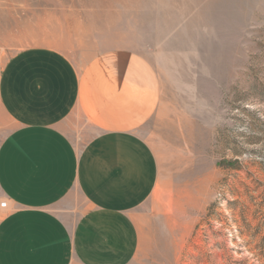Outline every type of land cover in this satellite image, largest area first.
<instances>
[{"label":"rangeland","instance_id":"374dc122","mask_svg":"<svg viewBox=\"0 0 264 264\" xmlns=\"http://www.w3.org/2000/svg\"><path fill=\"white\" fill-rule=\"evenodd\" d=\"M30 46L79 65L126 48L157 79L130 264H264V0H0V73ZM11 127L0 105V140Z\"/></svg>","mask_w":264,"mask_h":264},{"label":"crops","instance_id":"0c3cea01","mask_svg":"<svg viewBox=\"0 0 264 264\" xmlns=\"http://www.w3.org/2000/svg\"><path fill=\"white\" fill-rule=\"evenodd\" d=\"M121 49V50H120ZM78 64L30 46L0 73L12 123L0 140V264H130L140 247L135 210L159 178L135 128L158 100L145 57L126 48ZM78 118L91 129L78 140Z\"/></svg>","mask_w":264,"mask_h":264},{"label":"built area","instance_id":"2783aa9c","mask_svg":"<svg viewBox=\"0 0 264 264\" xmlns=\"http://www.w3.org/2000/svg\"><path fill=\"white\" fill-rule=\"evenodd\" d=\"M7 206H8L7 201H2V202L0 203V209H1V210H5V209L7 208Z\"/></svg>","mask_w":264,"mask_h":264}]
</instances>
